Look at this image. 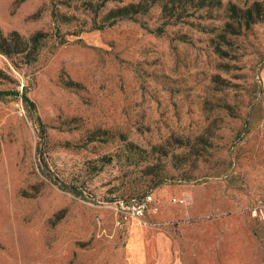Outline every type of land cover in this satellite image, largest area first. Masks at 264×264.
Here are the masks:
<instances>
[{
    "label": "rangeland",
    "instance_id": "rangeland-1",
    "mask_svg": "<svg viewBox=\"0 0 264 264\" xmlns=\"http://www.w3.org/2000/svg\"><path fill=\"white\" fill-rule=\"evenodd\" d=\"M0 91V264H264V0H0Z\"/></svg>",
    "mask_w": 264,
    "mask_h": 264
},
{
    "label": "built area",
    "instance_id": "built-area-1",
    "mask_svg": "<svg viewBox=\"0 0 264 264\" xmlns=\"http://www.w3.org/2000/svg\"><path fill=\"white\" fill-rule=\"evenodd\" d=\"M154 202L153 195L148 194L141 200L117 201L112 209L115 213V225L117 228H123L133 220L148 224L146 219L150 212V207Z\"/></svg>",
    "mask_w": 264,
    "mask_h": 264
},
{
    "label": "trees",
    "instance_id": "trees-1",
    "mask_svg": "<svg viewBox=\"0 0 264 264\" xmlns=\"http://www.w3.org/2000/svg\"><path fill=\"white\" fill-rule=\"evenodd\" d=\"M14 37H18V38H21L20 36H19V34H17V32H14V34H13V38ZM8 51H6L5 53H7ZM18 93L17 92H12V91H0V96H3V95H17ZM23 98H24V100L27 102V103H29V104H31V101L28 99V97H26V95L24 94L23 95Z\"/></svg>",
    "mask_w": 264,
    "mask_h": 264
},
{
    "label": "crops",
    "instance_id": "crops-1",
    "mask_svg": "<svg viewBox=\"0 0 264 264\" xmlns=\"http://www.w3.org/2000/svg\"><path fill=\"white\" fill-rule=\"evenodd\" d=\"M133 221H135V220H133ZM133 221H132V222H133Z\"/></svg>",
    "mask_w": 264,
    "mask_h": 264
}]
</instances>
